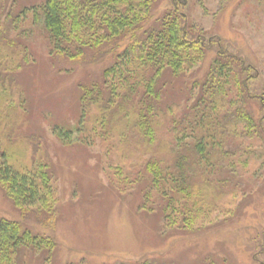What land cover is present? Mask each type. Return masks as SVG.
Masks as SVG:
<instances>
[{"label": "trees", "instance_id": "obj_1", "mask_svg": "<svg viewBox=\"0 0 264 264\" xmlns=\"http://www.w3.org/2000/svg\"><path fill=\"white\" fill-rule=\"evenodd\" d=\"M170 2L159 13L158 0H45L15 15L14 2L0 0V188L16 207L52 214L58 202L42 143L28 161L21 157L32 139H12L25 101L12 75L32 57L27 39L34 31H20L30 9L48 35L50 54L84 65L108 62L101 83L82 87L78 139L100 137L104 152H119L113 172L119 190L148 181L141 207L162 215L163 230L199 227L242 194L239 167L251 163L255 169L264 162L258 151L264 152V96L249 90L257 71L220 37L190 22L188 0ZM212 48L217 54L200 80L196 69ZM177 94L184 96L180 105L166 102ZM251 100L260 104L258 120ZM163 128L169 137L160 140ZM129 131L139 137L136 152L125 151ZM54 133L65 144L75 140L73 130L56 127ZM132 157L138 170L133 178L123 170H130ZM56 245L53 235L34 234L16 220L0 221V264H29L31 258L48 264Z\"/></svg>", "mask_w": 264, "mask_h": 264}, {"label": "rangeland", "instance_id": "obj_2", "mask_svg": "<svg viewBox=\"0 0 264 264\" xmlns=\"http://www.w3.org/2000/svg\"><path fill=\"white\" fill-rule=\"evenodd\" d=\"M11 1L18 15L45 0ZM171 7L170 0H158L156 8L161 13ZM185 12L190 22L220 37L228 51L254 66L257 74L250 80L249 90L264 96V0H188ZM35 15L30 9L20 23L21 32L24 27L34 33L27 39L30 61L12 75L25 99L23 120L14 127L12 139H32L33 146L21 160L39 155V143L49 153L56 178L57 208L52 214L23 211L0 188V221L16 220L22 229L34 234L53 235L57 245L48 264H263L264 162L255 169L251 163L248 168L239 167L236 179L242 182V194L239 192L230 206L222 205L223 209L202 225L189 230H163L162 215L141 207L148 181L135 182L128 191L119 190L113 176L119 152L109 149L105 153L100 137L90 142L78 139L82 87L101 83L108 62L104 59L84 65L50 54L48 35L36 23ZM216 54L212 48L202 67L196 69L200 80ZM182 97L177 94L166 102L176 100L178 105ZM259 105L256 100L249 102L257 120L262 116ZM56 127L73 130L75 140L63 143L54 133ZM165 137L169 135L163 128L158 138ZM110 141L111 145L116 143ZM138 141V135L129 131L125 151L136 152ZM262 144L264 148V141ZM259 145L257 142L254 147ZM258 151L264 155L262 149ZM127 163L130 170H123L133 178L138 171L134 167L137 160L132 157ZM32 259L29 264H39Z\"/></svg>", "mask_w": 264, "mask_h": 264}]
</instances>
